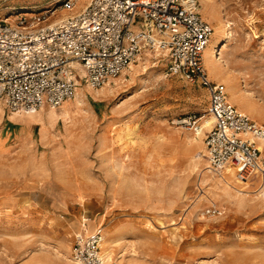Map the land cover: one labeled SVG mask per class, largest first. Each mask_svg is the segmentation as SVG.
<instances>
[{
  "label": "rangeland",
  "instance_id": "rangeland-1",
  "mask_svg": "<svg viewBox=\"0 0 264 264\" xmlns=\"http://www.w3.org/2000/svg\"><path fill=\"white\" fill-rule=\"evenodd\" d=\"M61 1L0 0V19L41 27L89 2ZM198 1L214 29L207 49L220 44L210 78L264 125V0ZM166 67L148 53L31 117L0 97V264H71L76 235L98 227L118 264H264V176L232 183L210 171L209 91ZM20 117L34 119L22 141L8 122Z\"/></svg>",
  "mask_w": 264,
  "mask_h": 264
},
{
  "label": "built area",
  "instance_id": "built-area-1",
  "mask_svg": "<svg viewBox=\"0 0 264 264\" xmlns=\"http://www.w3.org/2000/svg\"><path fill=\"white\" fill-rule=\"evenodd\" d=\"M78 1L60 5L71 10ZM198 7V0H89L75 14L41 27L27 26L23 17L18 23L0 19V97L15 113L58 108L75 96L78 81L100 88L151 53L167 59V76L209 91L210 171L232 168L242 182L264 176V125L230 101L224 83L210 78L204 52L214 29ZM104 238L103 227L77 234L71 264H118L104 252Z\"/></svg>",
  "mask_w": 264,
  "mask_h": 264
},
{
  "label": "bare ground",
  "instance_id": "bare-ground-1",
  "mask_svg": "<svg viewBox=\"0 0 264 264\" xmlns=\"http://www.w3.org/2000/svg\"><path fill=\"white\" fill-rule=\"evenodd\" d=\"M76 7V6H75ZM74 7V8H75ZM73 8V9H74ZM72 10V9H71ZM19 17V16H18ZM68 17V16H67ZM12 18L13 17H9V18H6L5 20H7V21H11L12 20ZM66 18V17H65ZM64 19V18H63ZM62 20V19H61ZM60 21V20H59ZM59 21H56V22H59ZM12 23H15V22H13V21H11ZM56 22H54V23H56ZM33 27H36V26H33ZM213 37V36H212ZM212 40V39H211ZM211 43V42H210ZM209 46V45H208ZM220 48V44L218 43V42H216V41H213L212 42V44H211V46H210V48L209 49H207L206 48V52H204V63H205V66H206V69H207V71H208V74L210 75V72H209V70H208V67H207V64L208 63H210V62H213V58L214 59H217L218 60V53H219V49ZM205 57H206V59H205ZM141 59V58H140ZM206 60V61H205ZM207 63V64H206ZM133 65H134V63L133 64H131L130 65V67H129V69L131 70L132 68H133ZM129 69H127V70H129ZM84 72H82V74H83ZM125 73V71L123 72V74ZM79 83H80V81H78V85H79ZM111 83V81L110 82H108L107 83V85L108 84H110ZM81 89V88H80ZM77 90V89H76ZM79 90V89H78ZM81 93L82 92H78V94L76 95V96H78L77 98H79L80 99V95H81ZM82 96V95H81ZM232 97H233V99L235 100V101H239L238 99V96L236 95V94H234L233 95V93H232ZM79 99H77V100H79ZM242 112H245V108H242ZM203 128V127H202ZM203 129H200L199 130V136L200 135H202L203 134ZM261 143V142H260ZM259 143V144H260ZM262 145L260 146V147H263L264 146V142L262 141V143H261ZM233 177H235V179H236V181L238 182V183H240V182H242V181H239L238 179H237V177H236V175H235V172H234V169H232V168H230V169H228L227 170V178H228V181L229 182H232V178ZM233 183V182H232ZM243 183H246V182H243ZM230 184V183H229ZM231 185V184H230Z\"/></svg>",
  "mask_w": 264,
  "mask_h": 264
},
{
  "label": "crops",
  "instance_id": "crops-1",
  "mask_svg": "<svg viewBox=\"0 0 264 264\" xmlns=\"http://www.w3.org/2000/svg\"><path fill=\"white\" fill-rule=\"evenodd\" d=\"M221 62H210L208 63V67L213 71L215 72L218 67L220 66ZM211 78L213 80H216V77L213 76V75H210ZM219 78V77H218ZM220 79V78H219ZM27 116H34V114H30L28 113ZM34 121V119H30V118H27V117H20V118H15V119H10L9 122V127L11 129H14V128H21L22 131L20 132V136L18 137L19 140H23L25 138H28L30 136V133L26 130H24L25 128H30L31 127V123ZM6 126H4V128H6ZM264 147V146H263Z\"/></svg>",
  "mask_w": 264,
  "mask_h": 264
}]
</instances>
